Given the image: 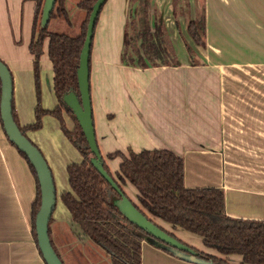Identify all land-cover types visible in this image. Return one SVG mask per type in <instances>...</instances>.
<instances>
[{
    "label": "crops",
    "instance_id": "0c3cea01",
    "mask_svg": "<svg viewBox=\"0 0 264 264\" xmlns=\"http://www.w3.org/2000/svg\"><path fill=\"white\" fill-rule=\"evenodd\" d=\"M129 1H106L94 31L91 54L90 90L96 138L111 173L116 175L122 160H109V154L168 150L184 160L186 188L222 189L229 217L264 221V96L259 95L258 78V72L264 71V0H203L206 45L196 47L200 63L195 65L180 46L174 0H152L166 23L179 64L149 69L124 66L121 61ZM189 2L194 18L196 1ZM25 6L30 8L33 21V1L0 0V60L12 73L13 104L21 128L35 123L37 106L31 76L34 57L29 51L32 33L27 34L25 42L14 36L23 22L24 9L20 13L19 9ZM179 19L189 38L186 18ZM114 38L117 46H106ZM48 47L47 39L42 60L48 56ZM48 61L52 75L46 77V85L54 103L49 106L45 99L44 109L52 110L57 99L49 57ZM247 71L251 79L246 78ZM51 118H44L42 129L27 132L49 159L44 137L51 136L47 129ZM58 128L51 131L53 139L61 142ZM254 152L257 155L251 157L244 154ZM82 160L80 155L79 161L72 163ZM54 182L58 188L56 179ZM63 189L70 190L69 182ZM123 193L138 206V192L133 185L123 186ZM36 195V179L27 160L8 139L0 117V264H46L32 231ZM147 215L183 243L229 264L242 263L241 256L220 255L206 248L201 237ZM50 230L54 247L56 243L62 257L69 256L64 253L69 245L76 248L84 241L96 246L72 222L69 212L56 215L54 211ZM141 256L142 264H191L146 241L142 243Z\"/></svg>",
    "mask_w": 264,
    "mask_h": 264
},
{
    "label": "trees",
    "instance_id": "16d2710c",
    "mask_svg": "<svg viewBox=\"0 0 264 264\" xmlns=\"http://www.w3.org/2000/svg\"><path fill=\"white\" fill-rule=\"evenodd\" d=\"M30 1L35 3L29 51L34 57L37 90L36 120L34 124L21 128L14 104H12L14 120L26 137L27 132L42 129L43 119L46 116L59 121L64 136L83 159L81 163H72L67 167L70 190L61 194V200L70 213L72 222L80 227L85 237L110 257L112 264H142V243L147 234L130 223L115 205L119 195L93 166L91 160L94 155L90 151L85 135L74 113L64 103V96L71 92L80 98L77 71L89 17L97 0H83L78 4V9L86 12L87 20L81 33L76 36L51 32L48 28L49 24L43 27L41 21L46 0ZM129 2L138 6L129 11L121 53L122 64L138 69L177 67L178 59L162 14L153 7L152 0H130ZM184 3L183 7L180 5L179 8L177 0H174L176 20L183 17L184 10H190L189 0H184ZM180 11L181 14H179ZM52 19H61L66 24H70L66 0H56L50 21ZM97 23L98 19L96 25ZM176 24L182 35L179 21ZM187 33L198 47H205L204 7L200 16L191 18L187 22ZM47 39L49 40L48 57L54 73L53 89L57 99V105L52 110H46L42 106L40 90V62L44 54V42ZM92 48L93 42L91 54ZM187 49L191 63L193 65L199 63L195 53L189 47ZM65 115L73 122L72 129L67 128ZM20 154L27 160L37 184L32 213V231L38 246L35 219L41 204L40 186L34 167L24 153L20 152ZM116 158L122 160L116 176L111 173L103 158L105 171L116 181L122 191L127 183L133 185L138 192L140 205L151 217L170 224L173 228L201 237L206 248L215 250L220 255L241 256L243 258L241 264H264V221L229 217L226 214L225 193L222 189L186 188L185 163L182 158L168 150H144L140 153L129 150L128 155L115 152L107 156L109 160ZM136 207L151 219L140 207ZM52 219L53 216L50 223ZM49 233L51 238V230ZM52 245L54 247L53 241ZM191 248L196 252L197 257L205 262L229 264ZM159 249L172 255L166 249Z\"/></svg>",
    "mask_w": 264,
    "mask_h": 264
},
{
    "label": "water",
    "instance_id": "95a60500",
    "mask_svg": "<svg viewBox=\"0 0 264 264\" xmlns=\"http://www.w3.org/2000/svg\"><path fill=\"white\" fill-rule=\"evenodd\" d=\"M107 0H97L93 6L87 26L86 38L80 56V65L77 71L80 98L71 92L64 96V103L72 110L79 123L91 153L94 155L91 160L93 166L107 180L119 195L115 205L121 214L133 225L147 234L145 241L150 245L163 248L182 261L191 264H212L197 257L196 252L170 235L142 213L126 197L116 181L105 171L103 157L98 147L92 109V99L90 90V54L94 38L96 21ZM56 0H46L44 4L41 24L48 26L50 15L54 9ZM0 115L4 131L20 152L24 153L35 169L41 194L40 209L36 215L35 228L37 243L46 264H64L62 259L52 245L49 233L50 220L53 216L56 203L57 192L52 171L41 151L21 132L13 116V77L8 66L0 60Z\"/></svg>",
    "mask_w": 264,
    "mask_h": 264
},
{
    "label": "rangeland",
    "instance_id": "374dc122",
    "mask_svg": "<svg viewBox=\"0 0 264 264\" xmlns=\"http://www.w3.org/2000/svg\"><path fill=\"white\" fill-rule=\"evenodd\" d=\"M81 1H83V0H66V8H67V10L69 12V15H70V24L69 25L66 24L61 19H52L50 21V23H49V26H48L49 31L58 32V33H64V34H68L70 36H76V35L80 34L81 31L83 30V26L85 25V21L87 20L86 12L81 11V10L78 9V4ZM195 1H196L195 2L196 3L195 4L196 8L193 9V13H195L194 18H196L198 15L200 16V14L202 13V8H203V0H195ZM177 3H178V7L179 8H180V5H182V7H183V5L185 4L184 0H177ZM189 4H190V2H189ZM137 6L138 5H132V3L131 4L129 3V9L128 10L129 11L131 9L134 10ZM22 9H24V11H22L23 12V22H22V25H20V30H18L17 34L14 32V36L15 37L20 36L25 42L27 34L29 33V35H31V33H32V22L33 21H32V17H31L30 11L28 12V9L30 10V8H27L26 6L24 8H20L19 9V13H20V11ZM179 14H181V11H180ZM183 17L186 18L187 22L191 18H193L192 15H191V10H188V9L184 10ZM177 21H179L180 28H181V31H182V35H181L179 30H178L177 24H176V26H175L176 30L181 35L180 39H181L182 44L180 46L183 45L182 47H183L185 53L190 57V54L188 53V49H187V47H189L193 51V53H195V58H197L196 60L200 63V60H199V57H198L197 51H196L197 45L192 41V39L190 37L187 38L184 35L183 28H182L183 27L182 21L180 19H177V20L175 19V23ZM164 24L166 26L165 22H164ZM166 29H167V26H166ZM123 39H124V37L122 36V40H121L122 48H123ZM19 42H17V43L19 44ZM93 42H94V40H93ZM217 45L220 46L221 44L220 45L217 44ZM106 46H110V47L117 46L116 39H115V41L112 40L110 45H106ZM177 48H179V46H177ZM40 65H41L40 90H41L42 106L44 107V103H45L44 100L45 99H47V102H49L47 105L51 106V104L54 103V96L48 90L47 85H46V80H47L46 77L52 75V70H51L50 63L48 61L47 54L43 57V60L41 59ZM245 74H246L245 76H247L246 77L247 79H251L250 72L247 71ZM258 75H259L258 78L260 80L259 95L260 96H264V71L258 72ZM31 76L34 77V84H35V75H34V65H33V63H32ZM26 80H24V82H26ZM35 93H36V98H37L36 84H35ZM261 106H263V105H261ZM65 122H66L67 128L71 129L72 128L71 120L69 118H66ZM52 123L54 124V127H53ZM57 126L59 127L58 129H60V132L62 133V138L63 139L61 140V142L58 141V140H54L53 139L54 133L51 130L52 129L56 130ZM43 127H44V122H43ZM47 129H48V133L51 136L45 135L44 141H45V144H46L45 146H47V148L50 150V154H51L50 155L51 156L50 159L44 155L42 150L38 147V145L35 144L34 141H32L28 136L27 137L41 151V153L43 154L44 158L46 159L50 169L51 170L53 169L54 172H55V175L54 174L53 175L55 176V179L57 181L58 188H59L58 189L56 187L57 204H56V208H55V214L56 215L58 213L59 214L60 213L67 214L68 212L66 210V207L64 206V204H63V202L61 200V194L65 190V189H63L64 186L65 185L67 186V184H68L67 167L69 166V163L71 164L72 162L79 161L80 155H79L78 151L70 144V142L64 136V134H63V132L61 130L60 123H59V121L57 119L52 117L50 119L49 124L47 125ZM244 154L248 155L249 157L257 155V153H255V152L254 153H244ZM63 163H66V165L63 166ZM113 165H115V164H113ZM55 185H56V183H55ZM138 206L142 210H144L142 208V206L140 205V203H138ZM55 249H56L57 253L60 254V256L62 257L61 250L58 248V245L56 243H55ZM65 250H66L64 252L65 255H67V256L69 255V256L68 257H65V256L62 257V259L64 260L63 261L64 264H111L110 261H109V257H107V255L105 253H103L101 251H98L96 246H91L90 242H84L83 241V243H78L76 248H75V246H70L69 245L68 247L65 248ZM68 250H69V252H67Z\"/></svg>",
    "mask_w": 264,
    "mask_h": 264
}]
</instances>
